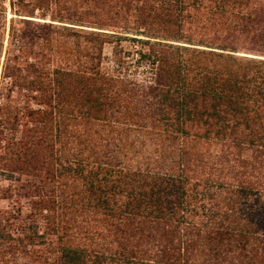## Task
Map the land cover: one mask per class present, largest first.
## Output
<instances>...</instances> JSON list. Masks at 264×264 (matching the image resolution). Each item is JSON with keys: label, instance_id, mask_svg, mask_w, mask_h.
<instances>
[{"label": "trees", "instance_id": "1", "mask_svg": "<svg viewBox=\"0 0 264 264\" xmlns=\"http://www.w3.org/2000/svg\"><path fill=\"white\" fill-rule=\"evenodd\" d=\"M9 6L0 264H264V0Z\"/></svg>", "mask_w": 264, "mask_h": 264}, {"label": "rangeland", "instance_id": "2", "mask_svg": "<svg viewBox=\"0 0 264 264\" xmlns=\"http://www.w3.org/2000/svg\"><path fill=\"white\" fill-rule=\"evenodd\" d=\"M6 7L9 8V0H6ZM10 17V14H9ZM110 49H108L109 52ZM7 183L3 182V185L6 186ZM6 207H8V202L5 201H0V209H5Z\"/></svg>", "mask_w": 264, "mask_h": 264}]
</instances>
